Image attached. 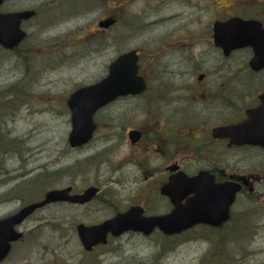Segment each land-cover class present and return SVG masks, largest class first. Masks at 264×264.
Returning <instances> with one entry per match:
<instances>
[{
  "label": "flooded vegetation",
  "instance_id": "af4514ba",
  "mask_svg": "<svg viewBox=\"0 0 264 264\" xmlns=\"http://www.w3.org/2000/svg\"><path fill=\"white\" fill-rule=\"evenodd\" d=\"M27 1L29 0H0V14L33 12L30 18L20 21L19 31L24 34L23 39L16 45H8L7 41H10V37L7 36L6 40H3L6 45H0L1 69H7L5 67L7 63L15 60L14 66L17 68L9 69V71L15 70L17 75H22L21 79L24 75L28 76L30 71L18 68L19 60L23 59L24 54L21 47L29 34L27 29L37 27V32L49 29L55 31L53 35L57 37L58 41L61 39L71 40V35H74L75 38L74 28L79 27L80 29V26L66 27L65 25L69 20H77L82 17L85 24L81 27L83 28L81 34H83L82 38L85 42L92 38L97 40L95 36L101 31L108 35L107 42L103 46L104 49L118 46L115 49L117 55L109 62L105 74L98 81L107 77L112 61H115L120 55L135 52L137 56L136 76L145 84L143 90L120 94L111 102L98 108L94 114L96 129L92 138L75 148L72 147L70 139L73 130L71 110L65 103L70 126L67 134L69 152L70 155L82 154L76 159L75 165L67 166V170L71 171L79 166L83 171L87 169L100 171L103 164L109 162V157L112 154L116 157V164L106 175V183L109 187L112 186L113 191L106 190L107 192L102 194L104 190L100 185H89L82 190H75V187L69 184L63 188L48 191L68 189L69 196L82 195L89 188H96L97 192L84 203L58 201L46 204L44 207L53 204H66L67 206L86 208L96 199L100 200L99 206L104 207L110 203L109 199L112 195L111 202L117 206L115 207L111 203L114 211L108 218L97 223L79 222L74 225L73 229L70 222L66 223L77 235L79 242L77 229L79 225L97 226L131 211H134V214L129 216V219L140 225L141 222L151 219V217L170 214L175 207L172 199L175 200L176 206L180 210V217H184L187 211L196 210L210 212L214 219L212 225L198 222L174 235H164L157 227L148 233L140 230H127L117 235L118 237L109 235L105 244H95L89 249L81 244L85 256H92L96 252L94 260L91 262L101 264L102 250L108 246L110 239L128 235L149 238L154 234H161L166 238L176 237L185 241V237L199 235V231H202L201 236L203 237L226 236L232 231L241 234L243 228L241 224H236V214L233 216L235 205L240 198L251 197L259 193H263L264 197V183L261 182L260 175L246 172L243 167L244 162L249 158L263 157L264 147L242 143L247 137L235 135V128L243 126L250 119L251 112L256 111L259 118L264 115V56L257 58L256 48L253 43H250L254 41L251 35H258V32L264 31V19L260 18L259 13H255L262 10L261 8L259 11L258 8L263 6L264 0H234L229 4L228 11L220 10L221 13L214 19L210 17L215 13V6L211 4V0H201V5H198L199 0H191L190 4L188 3L184 7H190L192 10L177 11L178 14L169 16L170 14L163 9L165 14L160 19L149 21H143L140 14L142 10L136 9L131 10L133 15L130 21H126V7L124 6L132 0H122V3L120 0H33L34 6L28 5L25 9L16 10L18 7L25 6ZM157 3H159L157 8H161L164 0ZM250 10L254 12L249 13ZM147 12H145V16H147ZM203 13V17H200L199 15ZM206 13V17L209 19L204 18ZM234 18L254 22L252 25L243 27H228L226 23ZM179 20H181L179 26L173 30L170 29L171 21ZM124 33V37L131 33L135 42L144 39V51L142 47H134L120 53L119 46ZM240 33L245 35L244 41L238 40ZM144 54L149 59L145 73L142 71V56ZM208 58L213 61L228 60L234 69L229 74V81L219 82L217 86L215 77L223 71L216 70L215 66L210 67L207 71H199L200 74H197L196 80L199 84H203L182 98L188 105L198 103L197 117L193 120H198V124L201 125H198L200 131L195 135L194 128L184 126L189 123H178L177 125L169 123L165 108L162 106L164 102H167V92L169 91L164 79L167 76L194 74L196 70L201 69L202 65L204 66L201 62ZM237 67L239 68L235 69ZM234 70L238 73H235ZM160 77L161 79H159ZM205 82H207L206 87ZM139 86L140 81L138 80V85L133 86L134 90ZM18 93L17 82L0 86V95L2 97L11 96L15 103ZM126 104L133 107L134 104L150 107L148 117H140V122H136L137 125L133 122L135 118H132L131 111L121 113V109H119L118 115L115 116V114L112 119L98 117L102 111L112 105L122 107ZM13 107L18 109L16 105ZM216 107L225 108L228 112L233 111L231 115L236 113V116L225 115L223 119L219 117V122L216 124V114L214 113ZM185 111H181L177 115L184 114ZM7 115L11 120H14L15 115ZM193 117L192 113L191 118ZM98 118L106 122L102 123ZM180 118L185 120L188 117L183 115ZM110 122H112L111 125ZM3 124L6 125V120L0 117V208L6 204L8 183L16 182L20 178V175L11 174L10 171H14V169L7 166L8 150H6L2 139H6L8 131L6 127L2 126ZM100 125H104V128L100 129ZM239 130L241 132V129ZM102 131H104L103 134ZM202 144L205 151L201 147ZM219 144H222L223 155L216 156L212 152L215 151V145ZM216 157L218 160L215 159ZM126 168H129L130 171L124 172ZM261 184H263V191L259 192ZM226 185L236 188V192L234 201L229 205L228 213L225 215L223 212L227 209L225 203L227 197L219 191ZM127 187L132 195L125 191ZM164 188H168L169 191L165 193ZM48 191L31 203L42 201ZM126 196H132L133 199L131 198L128 202L124 200ZM22 207L24 205L11 213L0 211V223L13 216ZM153 208L155 210L164 208V210L153 212ZM35 212L13 227V235L16 236V239L9 242H7L0 226V264H8L7 262L17 246L27 239L32 229L27 228V224ZM239 212L240 219H242V215H247L242 210ZM197 214H193L189 219L198 218ZM232 221L235 223L232 224ZM7 243L9 251L2 257L1 252L5 247L7 248ZM148 263L150 264V262ZM74 264H82V260ZM88 264L91 263L88 262ZM137 264H144V262Z\"/></svg>",
  "mask_w": 264,
  "mask_h": 264
},
{
  "label": "rangeland",
  "instance_id": "374dc122",
  "mask_svg": "<svg viewBox=\"0 0 264 264\" xmlns=\"http://www.w3.org/2000/svg\"><path fill=\"white\" fill-rule=\"evenodd\" d=\"M32 1H27L25 6L18 7L16 10L25 9L28 5L34 6ZM120 1L122 3V0ZM158 1L160 0L130 1L124 6L126 7V21H130L133 9L142 10L140 14L143 21L160 19L165 14L163 9L170 14L169 16L178 14L177 11L192 10L190 7H184L188 3L190 4L191 0H164L161 8H157ZM233 1L211 0V4L215 6V13L210 17L216 18L221 13L220 10L228 11L229 4ZM201 4L202 1L199 0L198 5ZM262 5L258 8L259 11L261 8L262 10L255 13H259L260 18L264 19V3ZM181 6L184 8H178ZM146 11H148L147 16L144 15ZM248 12L253 13L254 11ZM203 15L204 13L199 16L203 17ZM206 15L207 13L204 18L209 19ZM181 20L171 21L170 29L178 27ZM84 24L85 20L82 17L77 20H69L66 27L80 26V29L79 27L74 28L75 38L74 35H71V40L61 39L60 41L53 35L55 31L37 32V27L28 28V37L21 47V51L24 52L23 59L19 60L18 68L30 71L29 75H24L21 79L22 75H17L15 70L9 71V69L17 68L14 66L15 60L7 63L5 66L7 69L0 68V86L17 82L19 89L16 103L11 96L2 97L0 95V117L6 120V125L2 126L6 127L8 131L6 139H2L6 150H8L7 166L14 169V171H10L11 174L20 175L16 182H9L7 185L6 204L0 208L3 213L14 212L22 205L41 198L46 191L63 188L69 184H72L75 190H82L89 185H100L104 190L102 194L108 190L113 191L112 186L109 187L106 183V175L116 164V157L112 154L109 157V162L104 163L100 171L93 169L83 171L79 166L71 171L67 170V166L75 165L76 159L82 154L70 155L69 152L67 134L70 126L68 123L69 114L65 105L66 100L77 88L98 81L105 74L109 62L117 55L115 49L118 48L115 46L111 49H104L103 46L107 42L108 35L101 31L95 36L97 40L92 38L85 42L82 38L83 34H81L83 29L81 27ZM157 30L160 29L157 28ZM124 35L125 33L122 34V41L120 40V53L134 47H142L143 50L144 39L135 42L131 33L125 37ZM142 59V71L145 73L149 59L145 54ZM201 63L204 66L202 65L201 69L196 70L194 74L167 76L164 79L169 91L167 92V102H164L162 106L165 108L169 123L171 125L189 123L184 126L194 128L195 135L200 131L198 125H201L198 124V120H193L197 117L198 103L188 105L182 98L203 84H199L196 80L197 74H200L199 71H207L214 66L216 70L223 71L215 77L217 86L219 82L229 81V74L234 69L228 60L213 61L208 58ZM234 72L238 73L236 70ZM18 78L19 81H17ZM158 83L160 84V82ZM206 85L207 82H205V87ZM5 102L8 103L5 104ZM13 105H16L18 109H15ZM119 109H121V113L131 111L132 118H135L133 122L139 123L140 117H148L150 107L141 104H134V107L130 104L122 107L112 105L102 113L100 112L98 117L112 119L115 114V116L118 115ZM184 110H186L184 114L177 115ZM214 111L216 124L219 122V117L223 119L225 115L236 116V113L231 115L233 111L228 112L225 108L216 107ZM192 113L194 114L193 118H191ZM7 114L15 115L14 120H11ZM183 115L188 118L181 119L180 117ZM111 124L112 122H110ZM102 127L104 128V125H100V129ZM103 132L101 133L103 134ZM201 147L204 151L206 150L203 144ZM214 149L212 154L223 155L222 144L215 145ZM215 159L218 160V157ZM243 167L246 172L260 175L261 182L264 183V156L249 158L244 162ZM127 171L130 169H124V172ZM262 186L263 184L259 186V192L263 191ZM125 191L132 195L129 187ZM131 198L133 199L132 196H126L124 200L130 202ZM109 201L110 203L104 207H100V200L96 199L86 208L53 204L36 211L27 224V228H32L29 236L17 246L7 263L74 264L82 260V264H88V262L93 264L91 260H94L96 252L92 256L86 257L77 235L66 223L70 222L73 229L74 225L79 222L87 224L103 221L114 211L112 205L117 206L111 202L112 195ZM234 209L233 216L236 214V224H241L243 228L241 234L232 231L226 236L203 237L201 236L202 231H199V235L187 236L185 241L176 237L166 238L161 234H154L149 238L133 235L112 238L108 246L102 250L101 264H137L142 262L144 264H149L148 262L150 264H264L263 193L240 198ZM163 210L164 208L157 210L153 208L152 211L162 212ZM241 210L247 214L242 215V219L238 215ZM234 223L232 221V224Z\"/></svg>",
  "mask_w": 264,
  "mask_h": 264
},
{
  "label": "water",
  "instance_id": "95a60500",
  "mask_svg": "<svg viewBox=\"0 0 264 264\" xmlns=\"http://www.w3.org/2000/svg\"><path fill=\"white\" fill-rule=\"evenodd\" d=\"M26 16L27 14L23 13L20 15L6 16L0 19V41L2 39L5 41L7 36L10 37V41H7L8 45H12L18 41L21 37L20 34L16 31L13 35L14 28L18 26L17 18ZM231 23L233 26L236 24V27L239 26L238 23L241 25L246 24V22L237 20ZM252 23L253 22H248L247 24L252 25ZM251 36L254 41L250 43H253L254 47L257 49L258 56H264V31L258 32V35L254 34ZM240 39L244 41L245 35L243 33L239 34L238 40ZM136 61L137 57L134 53L121 56L111 64L110 73L105 79L95 85L79 89L71 95L68 106L72 111L73 130L70 138L72 146H79L90 139L95 128L92 117L98 108L111 102L120 94L137 92L144 89V82L136 76ZM121 69L124 70L122 73ZM138 80L140 81V86L138 89L134 90L133 86L138 85ZM239 129H241V132ZM235 132L236 136L245 135L247 137L242 143L257 144L264 147V115L259 118L256 111L251 112L250 119L243 126L235 128ZM163 191L166 193L169 189L164 188ZM68 192V189L51 190L45 194L42 201L29 204L14 216L3 220L0 226L2 227V233L5 235L7 242L16 239V236L13 235L14 225L22 222L36 209L58 201L84 203L97 192V189L89 188L82 195L76 196H69ZM219 192L227 197L225 202L227 209L223 212V214L226 215L229 205L234 201L236 188L226 185L225 187H221ZM172 201L175 207L170 214L162 217H151V219H146L141 222L140 225H138L136 221L129 219V216H132L134 211L118 215L97 226L86 227L85 225H79L77 229L81 242L89 249L97 243H105L108 233H111L113 236L120 235L127 230H140L148 233L155 227H158L164 234L172 235L198 222L210 223L211 225L214 224L213 215L210 212L191 210L187 211L184 217H180V210H178L179 208L176 206L175 200L172 199ZM195 213H198L199 215L197 214V216L199 217L196 219L194 218V220L189 219ZM8 251L9 244L7 243V248L5 247L4 251L1 252L2 257H4Z\"/></svg>",
  "mask_w": 264,
  "mask_h": 264
},
{
  "label": "bare ground",
  "instance_id": "6f19581e",
  "mask_svg": "<svg viewBox=\"0 0 264 264\" xmlns=\"http://www.w3.org/2000/svg\"><path fill=\"white\" fill-rule=\"evenodd\" d=\"M47 30H49V29H47ZM124 70L123 69H121V73L123 72Z\"/></svg>",
  "mask_w": 264,
  "mask_h": 264
}]
</instances>
